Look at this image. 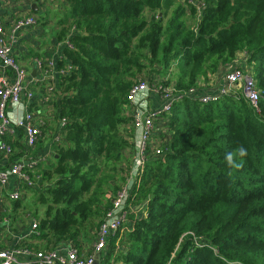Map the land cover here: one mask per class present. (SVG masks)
Here are the masks:
<instances>
[{
  "label": "trees",
  "instance_id": "16d2710c",
  "mask_svg": "<svg viewBox=\"0 0 264 264\" xmlns=\"http://www.w3.org/2000/svg\"><path fill=\"white\" fill-rule=\"evenodd\" d=\"M174 1L164 21L160 12ZM206 1L197 19L183 0H66L60 23L71 21L75 31L56 103L66 124L36 192L45 211L35 212L33 238L42 244L35 250L80 248L88 223L99 226L111 207L131 168L126 110L135 81L212 94L199 81L242 53L237 65L257 81L259 110L241 93H224L208 102L184 95L162 113L164 152L146 161L129 222L111 237L102 263L264 264V0Z\"/></svg>",
  "mask_w": 264,
  "mask_h": 264
},
{
  "label": "built area",
  "instance_id": "2783aa9c",
  "mask_svg": "<svg viewBox=\"0 0 264 264\" xmlns=\"http://www.w3.org/2000/svg\"><path fill=\"white\" fill-rule=\"evenodd\" d=\"M188 5L196 7L197 19H200L205 8L206 0H183ZM34 15L19 17L13 21V32H18L26 27L37 24ZM68 47H72L71 42H66ZM41 65V62H39ZM0 67L11 73L10 81L7 74L0 75V151L9 156L14 155L13 145L7 140V136L15 134L17 129L25 131V143L27 150L24 155L12 160L9 167L0 169V187L8 185L11 177H16L23 186L34 187L38 183L39 176L32 177L31 171L38 163L37 157L32 153L34 147L43 135L42 129L35 123V116L25 106L24 98L31 99L27 78L28 71L16 59L11 43H5L3 39V29L0 23ZM71 69V64L61 70L62 75L67 74ZM223 81L216 91L211 89L212 94L199 95V89L191 87L186 90H178L174 85L151 86L145 79L135 81L127 94L132 112L128 115L133 118L134 140L133 153L134 160L131 164L130 172L125 173V181L121 184V189L113 196L112 205L102 217L95 232V237L89 252L82 251L72 242L50 247L49 249L35 250L27 245L14 248L0 249V264H97L102 262V254L109 247L111 237L118 231L126 228L129 222V209L132 208L134 199L133 190L139 183L140 173L146 161L152 154L160 155L164 152L162 146H153V137L157 128V121L161 119L162 113L171 111L175 101L184 95L199 97L203 102L215 101L224 93H241L258 110L262 94L257 88V81L253 75L245 73L238 65L227 66V69L215 73ZM201 82V80L199 81ZM244 84V86H243ZM203 87L206 84L199 83ZM241 86L240 91H234ZM160 100V105L153 107V96ZM199 95V96H198ZM66 120H61V125L65 127ZM61 138V137H60ZM59 138V139H60ZM58 139V140H59ZM11 198L19 200L22 191L11 193ZM38 221L34 219L33 228L37 227Z\"/></svg>",
  "mask_w": 264,
  "mask_h": 264
},
{
  "label": "crops",
  "instance_id": "0c3cea01",
  "mask_svg": "<svg viewBox=\"0 0 264 264\" xmlns=\"http://www.w3.org/2000/svg\"><path fill=\"white\" fill-rule=\"evenodd\" d=\"M65 2L66 0H0V23L3 29V39L5 43L12 44L16 59L29 73L27 83L33 96L29 100L24 98L25 106L34 114L35 123L43 132L32 151L37 157L38 163L31 171V176H39L38 183L34 187H27L21 185L16 177H11L8 185L4 188L0 187V249L23 245L35 249L36 246L42 245L41 242L33 238L35 234L33 222L36 215L27 210L26 205L22 202L25 199L26 191L33 190L36 194L41 189L43 171L55 164L57 147L61 144L58 139L63 135V126L56 103L62 97L61 70L68 64L65 52L68 47L66 42L74 34L75 28L68 23L61 24V19L66 13L65 15L57 14L59 15L57 17L53 14L52 8L53 6L58 8L61 4L64 8ZM27 15H34L37 18V24L13 32V21ZM63 27L69 28L67 35L61 38L60 33ZM242 58L243 54L241 53L230 66L239 64ZM4 74H7L10 81L12 80L11 73L0 67V75ZM222 83L223 81L219 79L217 86L220 87ZM155 96L157 95L155 94ZM158 104L157 100L155 105ZM130 112H132L131 106L127 108L126 114L128 115ZM155 132L154 147L168 141L167 136L163 135L162 127L157 125ZM6 138L13 145L14 155L9 156L0 151V169L9 167L12 160L21 157L27 150L23 129H17L15 134ZM134 154L133 150H130L126 153V157L133 162ZM50 183L53 184V180ZM18 190L22 191L21 198L19 200L12 199L11 193ZM35 201L37 202V200ZM135 209L139 215H143L141 206H136ZM84 244L80 240V248L87 253L90 247L85 248ZM97 264H102V262Z\"/></svg>",
  "mask_w": 264,
  "mask_h": 264
},
{
  "label": "rangeland",
  "instance_id": "374dc122",
  "mask_svg": "<svg viewBox=\"0 0 264 264\" xmlns=\"http://www.w3.org/2000/svg\"><path fill=\"white\" fill-rule=\"evenodd\" d=\"M177 3H178V1H174L173 2V4L171 5L169 11L167 12V14L163 15L164 11L160 12V16L163 18L164 21H167L170 18L171 14H172V11L175 8ZM55 7L56 6H53V8H52V11H54L53 14H55L57 17H59V15H57V14L65 15L66 8L65 7L63 8L62 4H61V6L59 5L58 8L57 7L55 8ZM188 17H190V16H188ZM188 20H190V18H188ZM194 22L196 23L197 21L195 20ZM68 24H71V21H69ZM216 75L217 74L211 72V73H209L207 78L201 79L200 83L201 84H206V86L208 88H210V89L211 88L212 89H217V87H218L217 85L219 83V78ZM143 76L146 77V78H149L147 74H144ZM155 85L157 86L155 88L158 89V84L156 83ZM243 86H244V84H243ZM240 90H241V86H238V88L234 89V91H240ZM162 123H164V120H162ZM163 135L164 136H168L169 134H168V132L164 131ZM164 145H165V143H162V144H160L158 146H162L163 147ZM124 161H128V158L126 157ZM117 177H120V176L117 175ZM35 200H36V194H34L33 190H28V191H26L25 199H24V201L22 203L24 205H26L25 207H26L27 210H30L31 212H34V214H35L36 210H38L40 215L44 214L45 207L42 204L37 203L38 201L36 202ZM26 209H24V210H26ZM97 228H98V225H97L96 222H90V223H88V226H87L88 232H84V234H82L80 236V239L85 243L84 244L85 248H89L92 245V241H93L92 239H94V237H93L94 236V232L97 230ZM124 231H126V229ZM124 241H123V243H124ZM123 243H121V241H119V246L120 245L121 246L124 245ZM116 249H119V247L117 246ZM103 260L104 259L102 258V261ZM102 264H105V263H102Z\"/></svg>",
  "mask_w": 264,
  "mask_h": 264
}]
</instances>
